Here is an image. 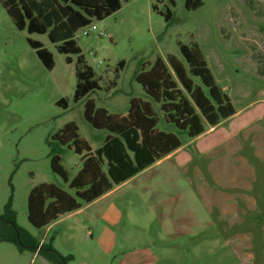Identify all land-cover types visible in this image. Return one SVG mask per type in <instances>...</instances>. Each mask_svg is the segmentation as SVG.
Listing matches in <instances>:
<instances>
[{
	"label": "rangeland",
	"instance_id": "obj_1",
	"mask_svg": "<svg viewBox=\"0 0 264 264\" xmlns=\"http://www.w3.org/2000/svg\"><path fill=\"white\" fill-rule=\"evenodd\" d=\"M173 1L120 0L119 11L77 31L81 55L100 86L78 103L73 101L76 57L67 64L47 35L17 30L0 1V216L8 207L20 229L40 246H51L66 264H264V151L256 149L251 135H242L247 127L264 124V0H201L194 10L186 9V0ZM153 6L163 14L169 10L171 20ZM29 39L52 54V70L39 61ZM193 43L236 114L217 128L205 124L204 138L183 149L188 164L169 157L93 207L48 229L32 227L27 201L33 188L53 184L73 194L51 172L50 138L75 123L79 137L96 150L107 133L86 122L87 99L123 116L132 98L151 103L135 80L138 72L157 59L166 62L168 55L182 61L178 44ZM60 99L67 109L57 105ZM154 109L158 130L174 131L162 121L159 106ZM174 133L182 144L188 142ZM230 138L236 143L228 152L209 155ZM60 158L70 182L81 156L71 148ZM215 159L225 161L231 186L211 176ZM231 159L244 162L242 173ZM40 258L0 242V264H44Z\"/></svg>",
	"mask_w": 264,
	"mask_h": 264
},
{
	"label": "trees",
	"instance_id": "obj_2",
	"mask_svg": "<svg viewBox=\"0 0 264 264\" xmlns=\"http://www.w3.org/2000/svg\"><path fill=\"white\" fill-rule=\"evenodd\" d=\"M0 1L17 30L47 35L56 51L66 56L67 64L73 62L72 56L76 57L74 103L100 90L94 71L81 55L75 35L78 30L89 26L92 20L103 21L119 11L120 0ZM169 2L174 5L173 0ZM201 6V0H186L185 3L187 10ZM153 10L164 15L166 22L172 18L169 10L164 14L156 6H153ZM28 44L42 65L52 70L53 56L43 44L30 39ZM178 45L182 61L168 55L166 62L157 59L149 70L142 69L136 75V82L151 103L132 98L123 116L96 108L94 101L87 99L84 106L86 122L94 130L107 133L105 142L99 148L92 151L89 144L79 137L75 123L65 125L50 138L47 146L50 150L51 172L59 176L73 194L53 184H40L33 188L27 201V219L32 227L37 230L49 227L59 218L91 204L178 150L182 143L175 131L192 140L205 133V124L216 127L235 115L229 97L217 86L198 45ZM123 67L122 61L114 71L117 78ZM57 105L63 109L68 106L64 99H60ZM154 105L159 106L164 124L174 131L158 130L161 120L156 115ZM263 126V122H259L242 132L244 137L252 136L260 152L264 151V129H260ZM235 143V140L229 141L210 156L216 152H228ZM71 148L76 155L81 156V167L69 182L61 166L60 155ZM229 163L236 164L238 171L243 172V161L235 163L231 159ZM224 164V160L215 159L210 173L216 181L231 186L224 172ZM0 242L13 244L21 252L28 250L36 253L49 263L66 264V259L51 246H40L20 229L8 207L5 214L0 216Z\"/></svg>",
	"mask_w": 264,
	"mask_h": 264
},
{
	"label": "crops",
	"instance_id": "obj_3",
	"mask_svg": "<svg viewBox=\"0 0 264 264\" xmlns=\"http://www.w3.org/2000/svg\"><path fill=\"white\" fill-rule=\"evenodd\" d=\"M235 109V108H234ZM236 112V111H235ZM236 114V113H235ZM233 117V116H232ZM231 117V118H232ZM230 119V118H229ZM228 119V120H229ZM227 121V120H226ZM253 125H255V124H253ZM253 125H251V126H253ZM251 126H249V127H251ZM218 126H216V127H209L210 129L211 128H217ZM249 127H247V128H249ZM246 128V129H247ZM245 129V130H246ZM244 131V130H243ZM211 132H213V131H210V133ZM206 133V132H205ZM208 133V132H207ZM248 137V136H247ZM200 138H204L203 137V135H201V136H199V137H197V138H195V139H192V140H189L188 139V142H186V144H182V146L178 149V150H176L175 152H173L172 154H170V155H168L167 157H165V158H163L162 160H160V161H158L157 163H155V164H153L152 166H154V165H157V164H159L160 162H162L163 160H165V159H167V158H169V157H173V156H177L178 157V162H179V164H188L189 163V155L186 153V152H183V149L184 148H187V146H189V144L191 143V142H193L194 140H198V139H200ZM204 140V139H203ZM231 140H235V138H230V139H228L226 142H225V144H222V145H226L227 143H229V141H231ZM200 144H204V142H202V143H200ZM222 145H220V146H222ZM220 146H218V147H220ZM217 147V148H218ZM209 150H211V148H209L208 150H203V151H201V152H205V151H209ZM212 152H214V151H212ZM212 152H209V155L212 153ZM148 169V168H147ZM145 171V170H144ZM142 173V172H141ZM140 174V173H139ZM137 176V175H136ZM135 176V177H136ZM135 177H133V178H135ZM133 178H131V179H133ZM130 179V180H131ZM129 181V180H128ZM128 181H126V182H128ZM125 182V183H126ZM125 183H123V184H125ZM123 184H121V185H119V186H116L113 190H111L110 192H108L107 194H105V195H103L102 197H100L99 199H97V200H95L94 202H92L91 204H87V205H83L82 207H81V209H79L78 211H76V212H74V213H71V214H69V215H66V216H64V217H61V218H59L56 222H58V221H60V220H62V219H64V218H67V217H70V216H72V215H74V214H77V213H80V212H82L85 208H91V207H93L94 205H96V204H98V203H100V202H102V201H104V200H106L113 192H115L119 187H121ZM222 185V184H221ZM223 186H225V185H223ZM239 186V185H238ZM224 188H226V187H224ZM55 223V222H54ZM54 223H52L51 225H53ZM50 225V226H51ZM49 226V227H50ZM49 227H47L46 229H48ZM34 255H37L36 253H34ZM38 256V255H37Z\"/></svg>",
	"mask_w": 264,
	"mask_h": 264
},
{
	"label": "water",
	"instance_id": "obj_4",
	"mask_svg": "<svg viewBox=\"0 0 264 264\" xmlns=\"http://www.w3.org/2000/svg\"><path fill=\"white\" fill-rule=\"evenodd\" d=\"M40 260H41L44 264H48V262L45 261L43 258H40Z\"/></svg>",
	"mask_w": 264,
	"mask_h": 264
}]
</instances>
